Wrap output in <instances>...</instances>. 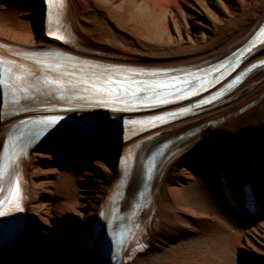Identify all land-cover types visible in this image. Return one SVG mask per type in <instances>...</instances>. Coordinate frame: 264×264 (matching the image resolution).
I'll return each instance as SVG.
<instances>
[{
    "label": "bare ground",
    "instance_id": "bare-ground-1",
    "mask_svg": "<svg viewBox=\"0 0 264 264\" xmlns=\"http://www.w3.org/2000/svg\"><path fill=\"white\" fill-rule=\"evenodd\" d=\"M64 1L67 3L65 31L86 51L70 48L65 37H62L64 43L49 39L47 33L52 27L35 3L0 0V44L19 48L8 50L9 53L0 51V56L6 58L4 66L10 71V82L14 83V78L21 75L24 77L22 84L35 93L36 101H32L31 106L39 105L43 99L47 101L48 95L53 93L43 85L45 73L40 63L52 65L51 74L56 79L79 85L83 83L82 73L88 66L71 55L32 52L39 47H53L51 49L116 65L153 68L201 62L208 65L207 60L229 53L239 42L243 45L250 36H257L264 22V0H236V4L231 3L219 16L209 8L203 11L202 0H162L165 2L162 7L157 3L153 5L165 11L172 22L174 14L182 16L184 23L196 31L191 38L176 26L170 30L165 24L157 32L147 17L144 22L134 18L131 4L146 9L153 4L152 0ZM62 3L63 0L49 1L50 19L59 21L62 18ZM20 15H26L28 20L21 21ZM260 41H264V37ZM254 42L259 41L255 39ZM263 59L264 43L254 60ZM249 66L247 64L246 68ZM94 72L102 81L134 75L126 67L94 68ZM242 78L244 76L238 75V79ZM66 102L77 103L74 98ZM5 108L11 115L14 107L2 106L1 110L4 112ZM23 108V104L17 107L18 110ZM15 120L5 115L0 121V148L4 134ZM161 133V140L177 141L179 136L186 137L189 133L192 136L175 142L173 147L179 149L176 160L165 166L163 175L158 174L147 210L132 222L142 224L144 229L149 226L145 234L148 249L134 257L132 264H262L264 218L256 223L248 218L238 200L236 179L241 177L239 182L242 183L245 178L256 187L262 211L255 218L262 214L264 217V153L255 149L264 146V69L246 79L225 105L176 122ZM126 140L117 147L99 141L89 145L57 140L60 144L48 142L30 154L29 160L23 163L27 183L23 185L19 181L21 193L29 191L27 212L36 222L38 233L37 238H31V242L25 240L20 246L27 264H68L71 239L85 230L84 225L106 205L109 191L115 188V181L122 175L124 166L117 167V153L123 156L128 167L137 165L141 159L129 154L132 142ZM53 158L59 167L44 169L37 165L40 159ZM191 181L196 182L192 184ZM126 183H129L128 201L135 198L141 183L137 177ZM12 205L14 207V203ZM208 240L224 244L228 250L227 259L214 256V245H208Z\"/></svg>",
    "mask_w": 264,
    "mask_h": 264
},
{
    "label": "rangeland",
    "instance_id": "rangeland-1",
    "mask_svg": "<svg viewBox=\"0 0 264 264\" xmlns=\"http://www.w3.org/2000/svg\"><path fill=\"white\" fill-rule=\"evenodd\" d=\"M202 1H203L202 10L203 9L206 10V8L207 9L209 8L211 11H213V13H216V15H218V16L219 15H223L225 13V11L230 8L231 3H233V4L237 3L236 0H202ZM151 3H153V4H150L152 7L149 6V8H146V9L145 8H139L136 5V3L131 4V7H132L131 10L134 11V14H133L134 18H138L139 21L144 22V20L146 19L144 17H147V19L150 21L149 24L151 26H153V24L155 25V30L157 32L159 30H161L162 28H164L163 25L166 24L167 26L170 27V30H172V28L175 29V26H176L177 29L184 30L186 32V35H188L187 37H191V38L195 37V35H196L195 32L196 31L192 30L190 28V26H188L187 23L186 24L184 23V21L181 18L182 16L180 17L178 14H176V15L174 14L175 21L172 22V20L170 19V16H167L165 11L161 12V11H159V9L153 7V5H155L156 3L159 4L162 7L163 3H165V2H162V0H152ZM142 6H144V5H142ZM143 14L145 16H143ZM182 15H184V13ZM19 19L21 21H23V22H26L28 20V17L26 15H20ZM37 165L39 167H41V168H44V169H47L49 167H59V165L55 161V158L48 159V160L40 159L38 161ZM197 174H199V173H197ZM191 182H192V184H195L196 181H191ZM208 237H210V236L208 235ZM207 244L208 245L209 244L210 245H214L212 247V251H213L214 256L219 255L222 258L225 257V259H227L226 255L228 256V250H227V247H225L224 244H222V243L221 244H219V243L218 244H213L209 240L207 241ZM190 255H194L195 256V254H193L192 252H190ZM262 264H264V262H262Z\"/></svg>",
    "mask_w": 264,
    "mask_h": 264
},
{
    "label": "snow or ice",
    "instance_id": "snow-or-ice-1",
    "mask_svg": "<svg viewBox=\"0 0 264 264\" xmlns=\"http://www.w3.org/2000/svg\"><path fill=\"white\" fill-rule=\"evenodd\" d=\"M0 214H2V213H0Z\"/></svg>",
    "mask_w": 264,
    "mask_h": 264
}]
</instances>
